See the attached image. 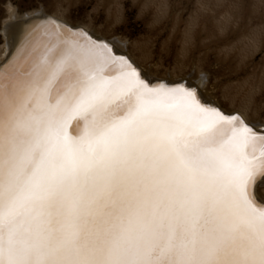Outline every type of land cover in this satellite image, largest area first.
<instances>
[{
	"label": "snow or ice",
	"instance_id": "6c2138e0",
	"mask_svg": "<svg viewBox=\"0 0 264 264\" xmlns=\"http://www.w3.org/2000/svg\"><path fill=\"white\" fill-rule=\"evenodd\" d=\"M42 19L0 66V264H264V127Z\"/></svg>",
	"mask_w": 264,
	"mask_h": 264
},
{
	"label": "rangeland",
	"instance_id": "374dc122",
	"mask_svg": "<svg viewBox=\"0 0 264 264\" xmlns=\"http://www.w3.org/2000/svg\"><path fill=\"white\" fill-rule=\"evenodd\" d=\"M38 10L125 45L153 76H203L208 98L264 124V0H0V59L13 11Z\"/></svg>",
	"mask_w": 264,
	"mask_h": 264
},
{
	"label": "bare ground",
	"instance_id": "6f19581e",
	"mask_svg": "<svg viewBox=\"0 0 264 264\" xmlns=\"http://www.w3.org/2000/svg\"><path fill=\"white\" fill-rule=\"evenodd\" d=\"M42 17H48L51 18L54 21L60 22L62 25H67L69 28L73 27L74 29H80L83 30L84 32L90 34V36L96 38V37H100L103 38L101 36H96L95 34L89 32V30H87V28H83L79 25H72L69 24L67 22H64L62 19H58L57 17H55L54 15H46L43 13H40L38 10V13H34V12H26L23 14H18L15 11H13V13L10 15V19L9 21L5 22L3 25V32L6 36V49L4 51L3 56L7 53L8 59L9 57L12 55V53L14 51H17V47L18 45H22L20 51H17V56L13 59V64H15L16 59L19 58L20 52L23 50L24 46H27V43H30L32 40L36 39L37 37L40 36L41 33H44L49 29V24L48 22H46L45 20L42 19ZM26 20V21H25ZM25 21V22H23ZM105 41H108L105 40ZM115 40H109L108 42H114ZM116 42V43H115ZM115 45L117 47H119L121 49V54H126L125 52V45L115 41ZM129 58L136 64V62L134 61L133 57ZM7 59V61H8ZM5 64V63H4ZM3 64V65H4ZM2 65V66H3ZM137 65V64H136ZM139 67V66H138ZM9 70H11V68H9ZM4 71V69L2 67H0V74H2ZM149 74L157 79H166V78H161L158 76H153L150 72ZM166 80H170L172 82L178 80V79H166ZM182 80V79H181ZM186 82H194L192 79H184ZM203 82L201 81V79H198L197 84H199V91L203 94V96L209 100L212 103H217L215 100H213L212 98H208L207 94L203 91V87H200V83ZM224 112L226 113H233L235 110H231V111H227V109L225 110L223 108ZM241 114H243L244 118H248V121L250 122L251 119L248 117L247 113L245 111H240ZM253 124L257 125V127H264L263 123L260 122H252ZM251 123V124H252Z\"/></svg>",
	"mask_w": 264,
	"mask_h": 264
},
{
	"label": "water",
	"instance_id": "95a60500",
	"mask_svg": "<svg viewBox=\"0 0 264 264\" xmlns=\"http://www.w3.org/2000/svg\"><path fill=\"white\" fill-rule=\"evenodd\" d=\"M26 21V20H25ZM25 21H23V22H25ZM71 28H73V27H71ZM90 35V34H89ZM94 38V37H93ZM8 53V52H7ZM7 53L0 59V66H2L6 61H7V59H8V56H7ZM128 57H129V55H127ZM159 80H163V81H165V82H172V81H170V80H166V79H159ZM176 81H181L180 79H178V80H176ZM176 81H174V82H176ZM185 81V80H184ZM186 82V81H185ZM215 106H218L219 108H220V110L221 111H223L224 112V110H223V107H221L218 103H213ZM225 114H229V113H226V112H224Z\"/></svg>",
	"mask_w": 264,
	"mask_h": 264
}]
</instances>
